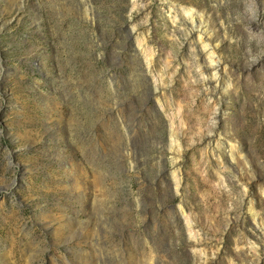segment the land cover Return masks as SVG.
Segmentation results:
<instances>
[{"label":"rangeland","instance_id":"rangeland-1","mask_svg":"<svg viewBox=\"0 0 264 264\" xmlns=\"http://www.w3.org/2000/svg\"><path fill=\"white\" fill-rule=\"evenodd\" d=\"M0 264H264V0H0Z\"/></svg>","mask_w":264,"mask_h":264},{"label":"bare ground","instance_id":"bare-ground-1","mask_svg":"<svg viewBox=\"0 0 264 264\" xmlns=\"http://www.w3.org/2000/svg\"><path fill=\"white\" fill-rule=\"evenodd\" d=\"M183 13L188 14L189 12H188V10H183ZM213 61H214V60H213ZM211 62H212V61H211ZM214 74H215V76H218V72H217L216 69H214ZM249 210H252L251 205H250V207H249Z\"/></svg>","mask_w":264,"mask_h":264}]
</instances>
